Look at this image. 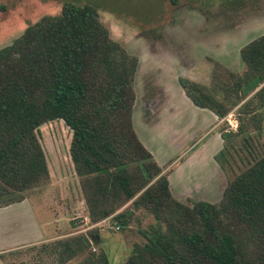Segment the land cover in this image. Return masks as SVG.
I'll use <instances>...</instances> for the list:
<instances>
[{"label":"trees","instance_id":"trees-1","mask_svg":"<svg viewBox=\"0 0 264 264\" xmlns=\"http://www.w3.org/2000/svg\"><path fill=\"white\" fill-rule=\"evenodd\" d=\"M242 72L221 69L206 86L180 77L194 105L219 119L234 110L215 159L229 178L218 202L175 199L167 175L132 125L138 58L113 40L94 6L63 2L0 48V208L23 201L50 178L39 127L62 120L88 222L120 229L142 209L162 223L140 232L122 263L94 251L100 227L0 254L4 264H264V35L240 49ZM218 71V70H217ZM222 73V74H223ZM259 76L251 96L243 86ZM213 79V80H214ZM241 138L239 145L235 141ZM28 254L27 260L17 259ZM78 259V260H77ZM73 260L76 262L71 263Z\"/></svg>","mask_w":264,"mask_h":264},{"label":"rangeland","instance_id":"rangeland-1","mask_svg":"<svg viewBox=\"0 0 264 264\" xmlns=\"http://www.w3.org/2000/svg\"><path fill=\"white\" fill-rule=\"evenodd\" d=\"M67 1L94 6L111 38L141 56L135 84L139 105L141 104L143 107L141 114L144 111L143 102H148L147 84L149 79L147 80V78L151 68L149 56L160 55L157 60L164 64L169 59H165L164 52L159 53V51H170L180 61L181 67L187 68L188 77H192L189 79L184 76V78L210 86L215 81L214 77L217 74H221L219 77H224L221 69L229 68L209 57L198 61V58H194L196 54L199 56L203 53L213 54L210 52L212 47L220 51L216 55L221 62L225 57L229 63L227 65L233 69L241 67L240 70L243 71L245 65L240 57V48L255 39L256 35L264 34V32H257L261 27L254 28L260 22H264V0H0V48L11 43L28 24L34 23L46 15L59 14L62 3ZM234 22L240 29L244 26L252 29L240 40L237 39L236 46L249 39L240 48L237 49L232 45L228 49L230 39L228 28L231 24L233 27ZM210 35L215 38H211ZM139 55L138 57H140ZM169 57L170 71H180L181 68L177 67L175 60L171 59L173 58L171 54ZM240 70L231 71L238 72ZM170 94L171 98L173 97L174 101L180 105L178 94L175 92L173 94V91ZM132 119L136 121L134 113ZM234 120L237 118L235 111L232 110L223 118V122L220 124L221 131L236 130L237 127L236 129L233 127ZM189 121L190 115L185 109H182L181 113L171 115L167 120L169 122L167 125H170L171 128L180 127L174 131L172 137L177 136L178 131L185 130ZM71 136V130L62 120H54L39 127L40 143L46 157L50 178L45 185L26 191V197L32 201L33 208L41 215L40 217L52 222V219L57 216L61 219L59 227L64 230L69 225L62 220H66L64 217L72 218L74 216L71 214L74 209L73 205L76 206V211H79L78 206L81 201L78 178L74 173L69 154ZM240 142L241 138L235 141L237 145ZM157 144L164 145L165 143L158 141ZM236 161L235 164L231 162L232 169L228 165H226L227 170L222 169L227 181L244 166L237 157ZM221 196L222 194L214 195V197L209 196V198L197 196V199L212 202L220 200ZM193 201L189 198L185 200L188 204ZM79 215H83V211L74 216L73 222L78 221L77 224L80 225L76 231L88 230L87 227L91 224L85 220L80 221L83 218L82 216L77 217ZM115 223L109 221L105 223L106 229H99L98 243L92 248L96 252L103 249L112 263H122L128 259L132 245L144 241V237L140 233L143 230H146L149 235L156 236L165 229L162 223L142 209L135 210L130 223L120 229L116 227ZM6 225L5 228H7ZM11 226L8 228L10 229L7 231L8 235L13 233L11 231L13 225L11 224ZM93 227L90 226V228ZM8 238L12 239L13 237ZM28 257L29 255L25 254L17 259L27 260ZM74 262L76 260L71 263Z\"/></svg>","mask_w":264,"mask_h":264},{"label":"crops","instance_id":"crops-1","mask_svg":"<svg viewBox=\"0 0 264 264\" xmlns=\"http://www.w3.org/2000/svg\"><path fill=\"white\" fill-rule=\"evenodd\" d=\"M235 23L236 22L233 23V27L231 24L228 28V37L230 38L227 46L228 49H230L232 45L236 46L238 43L237 39L240 40V38L244 37L252 29L247 26L240 29ZM263 26L264 22H260L254 28H262ZM261 28L258 29L259 31L257 32H264V28ZM236 31L237 33H235ZM210 37L213 39L215 38L211 35ZM256 37H258V35H256ZM247 40L249 39H246L243 43L236 46L237 49L240 48V46H242ZM118 43L122 45L128 53L138 58L133 83L135 102L132 114L134 113L136 119V121L132 119L133 129L140 142L152 154L158 166L162 168V173L167 175L169 189L172 196L180 202H185L188 198L194 201L202 200L197 199V196L209 198V196L214 197V195L222 194L223 189L227 184V179L221 166L215 159V156L224 145V140L221 135L222 131L220 129V124L223 122V119H219L211 110L207 108H201L194 105L193 102L186 96L183 88L179 84V78L182 76L188 77L189 71L187 68L183 66L181 67V64L179 63L180 61L177 60V58L170 51H159V53L164 52L165 59H169L164 62V64H161L160 61L157 60V57L160 55L157 56V54H155L156 56H149L151 60L149 61L151 68L147 78V80L149 79V83L147 84L148 102H143L144 111L141 114L140 112L143 107H141V104L139 105L138 93L135 88L140 67L139 65L141 64V56L136 52L130 51L128 48L123 46L122 43ZM206 46L208 47V45ZM210 52H213V54L203 53L200 56L196 54L194 58H198L199 61L204 57H209L216 60L215 62L223 64L225 67L229 68V70H240L241 67L233 69L227 65L229 63L225 57H223V62H221L219 57L216 55L218 54L217 52L220 51L211 47ZM170 54L171 57H173L171 59L175 60L174 62L177 63V67L181 68L180 71H170ZM138 55L140 57H138ZM241 71L242 70L238 72ZM188 78L190 79L192 77ZM172 91L173 94L174 92L175 94H178L177 96L181 101L180 105L174 101L173 97L171 98L170 93ZM171 99H173V101H171ZM182 109L189 112L190 121L187 123L185 130L178 131V135L172 137L174 131L180 127L171 128L170 125H167L169 124L167 120L171 115L181 113ZM170 134L171 136H169ZM158 141L165 144L158 145ZM172 150H175V152H172ZM218 201L219 200L217 199L211 203ZM79 203V211H76L77 208L73 205L74 209L71 211V214H74L75 216L83 211V215H81L83 219L80 221L83 222L85 220L86 222L88 221V217L85 215L86 211L84 206H82L84 205L83 201L81 200ZM40 216L41 215L33 208L32 201L29 197L19 203L1 207L0 254L16 248L39 244L59 237L74 234L77 232L76 229L80 226L77 224L79 223L78 221L73 222V219L75 218L74 216L72 218L64 217L66 220H62L68 223V230H64L62 228L60 229L59 224L61 223V219L57 218L56 215V217L52 219V222L46 221L48 219L44 220ZM81 216L79 215L77 217ZM109 221H111V219H106L100 223L90 226L100 227ZM11 224L13 225L11 230L13 233L8 235L7 231L10 230L8 228L12 227ZM5 225L7 228H5ZM90 226H88L87 229H89ZM81 230L85 231V229ZM8 237L13 238L10 239ZM0 264L4 263L0 260Z\"/></svg>","mask_w":264,"mask_h":264},{"label":"water","instance_id":"water-1","mask_svg":"<svg viewBox=\"0 0 264 264\" xmlns=\"http://www.w3.org/2000/svg\"><path fill=\"white\" fill-rule=\"evenodd\" d=\"M263 82L259 76L253 77L249 80L242 88L244 94H248L249 96L255 93L261 86Z\"/></svg>","mask_w":264,"mask_h":264},{"label":"built area","instance_id":"built-area-1","mask_svg":"<svg viewBox=\"0 0 264 264\" xmlns=\"http://www.w3.org/2000/svg\"><path fill=\"white\" fill-rule=\"evenodd\" d=\"M234 125H233V127H234V129H236V127H237V125H238V123H237V120H234Z\"/></svg>","mask_w":264,"mask_h":264}]
</instances>
